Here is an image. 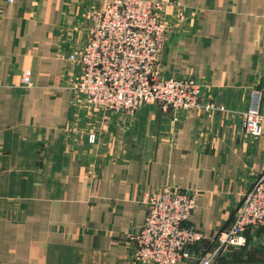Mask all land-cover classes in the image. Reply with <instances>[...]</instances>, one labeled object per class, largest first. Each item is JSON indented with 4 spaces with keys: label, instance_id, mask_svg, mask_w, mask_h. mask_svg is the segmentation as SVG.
<instances>
[{
    "label": "crops",
    "instance_id": "crops-1",
    "mask_svg": "<svg viewBox=\"0 0 264 264\" xmlns=\"http://www.w3.org/2000/svg\"><path fill=\"white\" fill-rule=\"evenodd\" d=\"M156 1L160 70L197 78L199 107L90 109L71 54L105 0H0V264H140L130 251L145 197L165 185L197 193L190 224L207 237L191 249L207 255L264 171V0ZM255 97L259 134L245 124ZM246 239L214 263L264 264V229Z\"/></svg>",
    "mask_w": 264,
    "mask_h": 264
},
{
    "label": "built area",
    "instance_id": "built-area-1",
    "mask_svg": "<svg viewBox=\"0 0 264 264\" xmlns=\"http://www.w3.org/2000/svg\"><path fill=\"white\" fill-rule=\"evenodd\" d=\"M107 4L105 10L90 14L86 42L71 54V59L79 61L82 68V76L73 87L75 97L83 96L91 109L123 113H134L154 100L160 101L166 112L199 106V89L193 78H172L166 82L159 81L163 79L157 76L155 64L167 31L157 17L163 3L114 0ZM23 81L32 84L30 70L24 73ZM191 92L192 99L187 97ZM205 107L211 110L213 105ZM259 111V98L255 97L245 122L247 130L253 134L261 130ZM96 140L97 134L91 133L89 141L95 143ZM145 206V223L133 237L132 259L140 264H179L182 261L212 264L223 249L246 244L247 228L264 227V171L245 193L227 231L212 240L215 248L207 255L196 256L191 249L207 237L190 224L197 208L195 191L187 193L177 186L165 185L146 194Z\"/></svg>",
    "mask_w": 264,
    "mask_h": 264
},
{
    "label": "rangeland",
    "instance_id": "rangeland-1",
    "mask_svg": "<svg viewBox=\"0 0 264 264\" xmlns=\"http://www.w3.org/2000/svg\"><path fill=\"white\" fill-rule=\"evenodd\" d=\"M108 2H114V0H105V4H104V6H102V7H100L99 9H95L93 12H95V11H99L100 9H103V10H105L107 7H108ZM161 2V1H160ZM163 3V2H162ZM164 5V4H163ZM164 8V7H163ZM163 8L161 9V10H158V15H157V13H156V15H157V17L159 18V21L160 22H162L164 25H165V27L167 28V31H166V33H165V35H166V38H165V40H164V42L162 41V44H161V53H160V55H159V59H158V62H156V64H155V68H156V72H157V76L160 78V79H163V80H159V81H166V82H169V81H171L172 80V78H193L195 81H196V83H197V86H198V89H199V95L198 96H200L198 99H199V102H200V105H201V101H202V95H203V85H202V83L197 79V78H195V77H184V76H166V75H164V74H162V72H161V70H160V59H161V55H162V53H163V51H164V48H165V44H166V40H167V35H168V25H167V22L164 20V18L161 16V12H162V10H163ZM92 12V13H93ZM91 13V14H92ZM90 18H91V16H89ZM90 18H89V20H90ZM107 19H109V18H107ZM87 22L89 23V21H88V19H87ZM89 34V33H88ZM155 81H158L156 78H155ZM187 97H190V99H192V98H194V95H193V93L191 92V93H189L188 94V96ZM84 97L83 96H81L80 94L77 96V98H76V100L77 101H80V103H82V102H84ZM151 102H158L159 104H160V107L162 108V106H161V103H160V101H158V100H154V101H150V102H147V103H145V104H148V103H151ZM145 104H143V105H145ZM206 104H209V105H213V108H211V110H215V109H219V107L220 106H216L214 103H212V102H209V103H206ZM206 104H205V106H206ZM199 105V106H200ZM199 106H197V107H199ZM141 108V107H140ZM139 108V109H140ZM196 108V107H195ZM91 109V108H90ZM138 109V110H139ZM163 109V108H162ZM179 109H184V108H179ZM92 110H97V109H92ZM137 110V111H138ZM174 110H176V109H174ZM184 110H187V109H184ZM136 111V112H137ZM164 111V110H163ZM166 112V111H165ZM167 112H169V111H167ZM260 112V111H259ZM124 113H127V112H124ZM135 113V112H134ZM127 114H133V113H127ZM259 115H261V112L259 113ZM261 120H262V115H261ZM240 207V206H239ZM238 212H239V208H238ZM238 214V213H237ZM237 216V215H236ZM263 229H264V227H262ZM248 229V228H247ZM246 229V230H247ZM245 235H246V231H245ZM225 249H227V248H225ZM225 249H223L221 252H220V254H219V256H221L222 254H223V251L225 250ZM218 256V257H219ZM217 257V258H218ZM217 258L215 259V261L217 260ZM224 262V261H223ZM214 263V262H213ZM212 263V264H213ZM215 264V263H214ZM221 264H225V262L224 263H221Z\"/></svg>",
    "mask_w": 264,
    "mask_h": 264
}]
</instances>
